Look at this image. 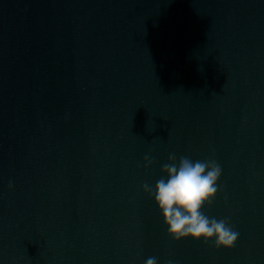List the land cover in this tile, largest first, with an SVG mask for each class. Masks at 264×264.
I'll return each mask as SVG.
<instances>
[{
    "label": "water",
    "instance_id": "95a60500",
    "mask_svg": "<svg viewBox=\"0 0 264 264\" xmlns=\"http://www.w3.org/2000/svg\"><path fill=\"white\" fill-rule=\"evenodd\" d=\"M172 154L220 165L232 248L167 233ZM150 257L264 264V0H0V264Z\"/></svg>",
    "mask_w": 264,
    "mask_h": 264
},
{
    "label": "clouds",
    "instance_id": "9594fccd",
    "mask_svg": "<svg viewBox=\"0 0 264 264\" xmlns=\"http://www.w3.org/2000/svg\"><path fill=\"white\" fill-rule=\"evenodd\" d=\"M144 159L145 166L152 163L149 156ZM169 161L162 167L166 176L154 187L143 185V190L154 198L169 236L173 240L191 237L205 243L211 241L216 248H232L239 232L226 219L209 217L202 211L219 189L220 165L214 160H193L186 156H181L177 163L174 154L169 156ZM144 264H158V260L150 257ZM166 264L175 262L168 260Z\"/></svg>",
    "mask_w": 264,
    "mask_h": 264
}]
</instances>
